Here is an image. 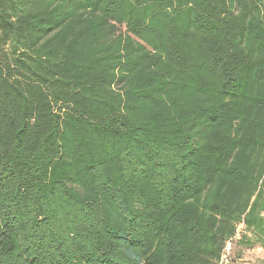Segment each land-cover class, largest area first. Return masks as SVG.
<instances>
[{"label": "trees", "instance_id": "obj_1", "mask_svg": "<svg viewBox=\"0 0 264 264\" xmlns=\"http://www.w3.org/2000/svg\"><path fill=\"white\" fill-rule=\"evenodd\" d=\"M263 212L264 0H0V264H217Z\"/></svg>", "mask_w": 264, "mask_h": 264}, {"label": "rangeland", "instance_id": "obj_2", "mask_svg": "<svg viewBox=\"0 0 264 264\" xmlns=\"http://www.w3.org/2000/svg\"><path fill=\"white\" fill-rule=\"evenodd\" d=\"M262 214L264 216V212ZM243 234L250 237V234L245 232L243 225L238 224L233 241L232 264H264V248L259 244H253L251 246L240 244L239 239Z\"/></svg>", "mask_w": 264, "mask_h": 264}, {"label": "built area", "instance_id": "obj_3", "mask_svg": "<svg viewBox=\"0 0 264 264\" xmlns=\"http://www.w3.org/2000/svg\"><path fill=\"white\" fill-rule=\"evenodd\" d=\"M234 236L225 240L217 264H232L233 260V248H234Z\"/></svg>", "mask_w": 264, "mask_h": 264}]
</instances>
